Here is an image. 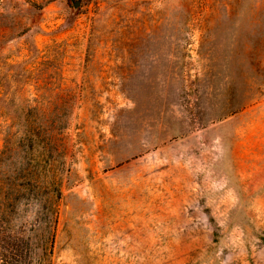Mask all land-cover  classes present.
Masks as SVG:
<instances>
[{"label": "rangeland", "instance_id": "rangeland-1", "mask_svg": "<svg viewBox=\"0 0 264 264\" xmlns=\"http://www.w3.org/2000/svg\"><path fill=\"white\" fill-rule=\"evenodd\" d=\"M0 0V264H264V0Z\"/></svg>", "mask_w": 264, "mask_h": 264}, {"label": "water", "instance_id": "water-1", "mask_svg": "<svg viewBox=\"0 0 264 264\" xmlns=\"http://www.w3.org/2000/svg\"><path fill=\"white\" fill-rule=\"evenodd\" d=\"M72 2H73V4H74V8H75V9L77 8L78 4H80V1H73V0H72Z\"/></svg>", "mask_w": 264, "mask_h": 264}]
</instances>
